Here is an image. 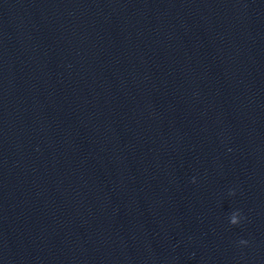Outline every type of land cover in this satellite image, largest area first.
<instances>
[{
    "label": "clouds",
    "instance_id": "1",
    "mask_svg": "<svg viewBox=\"0 0 264 264\" xmlns=\"http://www.w3.org/2000/svg\"><path fill=\"white\" fill-rule=\"evenodd\" d=\"M193 182H195V179H193ZM230 224H232V225L239 224V221L237 219V215L236 214L231 215V217H230ZM240 243L241 244H246L247 241L241 240Z\"/></svg>",
    "mask_w": 264,
    "mask_h": 264
}]
</instances>
